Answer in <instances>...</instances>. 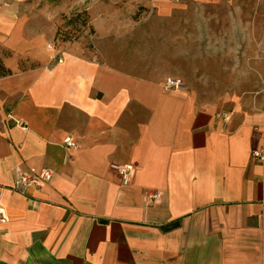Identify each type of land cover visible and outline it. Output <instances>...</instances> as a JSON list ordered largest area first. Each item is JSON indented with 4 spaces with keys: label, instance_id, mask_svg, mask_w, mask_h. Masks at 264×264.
Returning <instances> with one entry per match:
<instances>
[{
    "label": "crops",
    "instance_id": "1",
    "mask_svg": "<svg viewBox=\"0 0 264 264\" xmlns=\"http://www.w3.org/2000/svg\"><path fill=\"white\" fill-rule=\"evenodd\" d=\"M117 1L0 0V264H264V113L165 88L180 73L122 47L147 36ZM124 1L165 22L186 1L235 3ZM83 8L96 51L56 46L61 16Z\"/></svg>",
    "mask_w": 264,
    "mask_h": 264
},
{
    "label": "rangeland",
    "instance_id": "2",
    "mask_svg": "<svg viewBox=\"0 0 264 264\" xmlns=\"http://www.w3.org/2000/svg\"><path fill=\"white\" fill-rule=\"evenodd\" d=\"M233 1L221 5L186 1V7L165 22L156 11L142 8L130 15L124 8L125 1L118 0L122 15L139 21L127 27L129 34L147 36L121 45L132 53L152 54L155 68L179 72L175 78L202 100L220 103L222 110L264 113V20L260 2ZM77 34L86 47L96 51L95 33L89 35V29L81 27Z\"/></svg>",
    "mask_w": 264,
    "mask_h": 264
},
{
    "label": "built area",
    "instance_id": "3",
    "mask_svg": "<svg viewBox=\"0 0 264 264\" xmlns=\"http://www.w3.org/2000/svg\"><path fill=\"white\" fill-rule=\"evenodd\" d=\"M1 9V4H0ZM55 59H57V62H62L63 58L61 56H57ZM184 86V83L181 79L169 77L166 80L165 88L172 90V89H179ZM224 121L229 122L231 120V113L230 112H223L219 114ZM64 145L69 148H77L79 145L74 140L73 137L68 136L64 139ZM252 157L260 160L261 162H264V149H257L253 150ZM115 169L118 170L119 174L122 176V179L126 181L131 174L133 173L134 167L132 165L126 164V165H113ZM53 176V171L50 169H43L40 172H34L32 174H23L20 173L19 175V185L23 186H30L40 185V180H47L50 179ZM150 199L155 200L157 198V194H152L149 196ZM5 219L4 209L0 207V221H3Z\"/></svg>",
    "mask_w": 264,
    "mask_h": 264
},
{
    "label": "trees",
    "instance_id": "4",
    "mask_svg": "<svg viewBox=\"0 0 264 264\" xmlns=\"http://www.w3.org/2000/svg\"><path fill=\"white\" fill-rule=\"evenodd\" d=\"M72 26V29H66L67 26ZM83 28L89 29V35L94 34L95 30L91 24L90 14L86 8L74 11L70 15H62L57 27V33L55 36L56 46H60L68 41L79 40L80 35L77 34ZM73 29L76 32H73ZM11 70L4 64L3 60L0 59V77L10 75Z\"/></svg>",
    "mask_w": 264,
    "mask_h": 264
}]
</instances>
